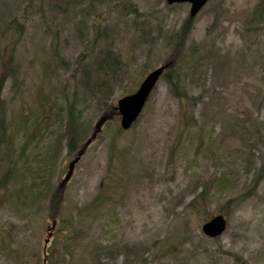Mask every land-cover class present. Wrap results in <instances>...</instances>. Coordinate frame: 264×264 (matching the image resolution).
I'll return each instance as SVG.
<instances>
[{
	"label": "rangeland",
	"instance_id": "rangeland-1",
	"mask_svg": "<svg viewBox=\"0 0 264 264\" xmlns=\"http://www.w3.org/2000/svg\"><path fill=\"white\" fill-rule=\"evenodd\" d=\"M55 4L0 0V71L13 56L1 93L11 138L0 145V177L9 158L20 170L8 187L0 182V264H42L48 232L46 264H264V2L209 1L191 20L177 67L186 100L161 79L134 128L117 136L116 119L103 127L52 207L71 159L59 154L52 171L37 169L45 137L63 153L72 96L85 109L80 145L105 114L70 84L75 61L89 60L92 31H105L121 55L122 75L102 98L113 106L151 69L176 59L171 48L189 16L188 4L165 0H69L62 11ZM13 19L23 25L18 31ZM81 24L89 34L79 40ZM103 46L98 40L95 50ZM40 125V142L27 144ZM46 177L49 194L36 196L42 189L31 183ZM217 215L227 228L210 240L200 226Z\"/></svg>",
	"mask_w": 264,
	"mask_h": 264
},
{
	"label": "trees",
	"instance_id": "trees-1",
	"mask_svg": "<svg viewBox=\"0 0 264 264\" xmlns=\"http://www.w3.org/2000/svg\"><path fill=\"white\" fill-rule=\"evenodd\" d=\"M56 4L53 5V10L55 11H62L64 10V6L67 5L68 0H53ZM264 2V0H262ZM10 25H15V30L17 28L23 26L21 24L16 23V20L13 19L9 22ZM190 23L191 20L187 18L183 24L182 28L175 37L176 40L174 42V45L172 46V51L170 54V57L173 55L176 59H173V61L170 63V67L167 73L164 75L163 80L168 84L169 91L171 94L174 95L175 98L179 102H182L186 100V94L183 93L181 88V78L184 76V70L178 69L179 59L182 56V47L187 39V36L190 32ZM82 24L77 27L79 40L83 39L82 37ZM18 31V30H17ZM84 32V31H83ZM10 36H13L12 33H10ZM102 37L100 36L98 39H93L92 42L89 44V46L86 47L87 54H85L86 57L89 58L88 61L79 59L75 61L74 63V69L69 73L71 76L70 84L76 91L77 88H81L82 91L85 90L88 92V94L91 97H94L99 103L103 106L105 109V113L107 112L109 116H112L114 119L115 116V110L112 108L110 104H106L104 99H106V96L108 93L111 92L112 84L116 82V78L120 77L122 74L120 72V66L123 64L121 60V55L113 53V50L109 44H111L106 38V32L103 31ZM4 33L1 34L0 40L3 39ZM101 39L102 43H104V46L102 49H99L98 51L95 50V47L98 43V40ZM109 43H108V42ZM107 46L112 50H109ZM84 55V53H83ZM13 61V56H9L8 59L4 60V63L1 64V71H0V144L3 142H7L9 134H10V125L7 120V112L5 111V103L1 99V93L2 88L4 86V83L6 82V77L8 75L10 70L9 66H11V63ZM178 61V62H177ZM177 62V63H176ZM176 63L175 66H173ZM181 89V90H180ZM61 98V97H60ZM63 98V97H62ZM72 98V103L68 104L66 102L65 107L67 110V116L66 121L67 124L64 129L63 136L67 137V152L71 153L74 152L76 140L77 137H80L83 135L82 131V124H80L82 118V109H78V107H74V105L77 106V98L74 96ZM104 98V99H102ZM67 100V99H66ZM103 109V110H104ZM121 132L115 131V135H119ZM7 136V137H6ZM42 162L39 164V167H41ZM112 178V177H111ZM34 190V193L39 192V189H34L33 187L30 190ZM36 191V192H35ZM32 196V195H31ZM38 196V194H36ZM203 194H200V198H202ZM55 197V196H54ZM31 197H28V195L25 194L24 200L30 199ZM53 201H57L54 200ZM28 202V201H25ZM54 203V202H53ZM54 204H52V207ZM192 205H188L187 209H190Z\"/></svg>",
	"mask_w": 264,
	"mask_h": 264
},
{
	"label": "water",
	"instance_id": "water-1",
	"mask_svg": "<svg viewBox=\"0 0 264 264\" xmlns=\"http://www.w3.org/2000/svg\"><path fill=\"white\" fill-rule=\"evenodd\" d=\"M207 1L209 0H167V4H180L182 2L191 4L189 11L191 18L195 16ZM167 67V65H161L159 68L150 71L147 77L140 83L139 89L134 94L128 95V97H124L117 102V110L121 116L120 127L123 130H128L129 126L137 119V116L143 108L142 106L150 96V91L156 85L155 83ZM101 124L102 121L100 120L96 128L99 129ZM87 143H90L89 140ZM78 159L79 156L75 160L77 161ZM71 171L72 167H70L68 173L70 174ZM68 176L69 175H66L67 179L69 178ZM224 229L225 221L221 216L213 217L209 222L202 225L204 234L210 238L221 235Z\"/></svg>",
	"mask_w": 264,
	"mask_h": 264
}]
</instances>
